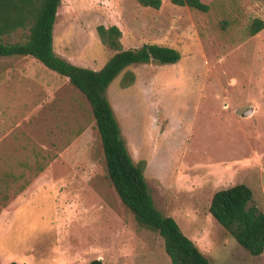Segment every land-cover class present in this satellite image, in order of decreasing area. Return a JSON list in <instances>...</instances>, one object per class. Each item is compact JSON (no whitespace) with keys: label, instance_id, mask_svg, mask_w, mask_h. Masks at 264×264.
Listing matches in <instances>:
<instances>
[{"label":"rangeland","instance_id":"374dc122","mask_svg":"<svg viewBox=\"0 0 264 264\" xmlns=\"http://www.w3.org/2000/svg\"><path fill=\"white\" fill-rule=\"evenodd\" d=\"M61 0L54 52L99 69L114 53L98 25H117L124 48H176L173 64H135L132 85L108 97L157 208L212 264H264L209 213L213 193L237 183L264 213V0H202L207 12L161 0ZM18 29L5 41L23 40ZM252 109L245 114V111ZM171 264L162 238L141 226L110 182L86 97L31 56L0 57V264Z\"/></svg>","mask_w":264,"mask_h":264},{"label":"trees","instance_id":"16d2710c","mask_svg":"<svg viewBox=\"0 0 264 264\" xmlns=\"http://www.w3.org/2000/svg\"><path fill=\"white\" fill-rule=\"evenodd\" d=\"M139 5L160 8L161 0H135ZM175 6H186L207 12L211 4L202 0H170ZM61 0H0V57L31 56L67 80L87 99L101 140L107 176L121 202L133 213L138 224L162 238L171 264H212L199 247L181 230L176 220L160 211L147 184L146 160L134 162L122 136L121 127L108 97L111 82L122 74L120 85L126 88L135 81L129 69L135 64H173L180 52L171 46L143 43L124 48L121 30L115 24L98 25L100 42L114 53L99 69L73 64L53 49V27ZM264 27V20L254 18L249 34ZM18 29H28L23 40L5 41ZM253 203L252 189L245 183L216 190L210 200L209 213L252 255L264 251V213ZM7 264H20L11 261ZM88 264H103L95 258Z\"/></svg>","mask_w":264,"mask_h":264},{"label":"water","instance_id":"95a60500","mask_svg":"<svg viewBox=\"0 0 264 264\" xmlns=\"http://www.w3.org/2000/svg\"><path fill=\"white\" fill-rule=\"evenodd\" d=\"M251 111H252V109H248L247 111H245V114H247V113H249Z\"/></svg>","mask_w":264,"mask_h":264},{"label":"crops","instance_id":"0c3cea01","mask_svg":"<svg viewBox=\"0 0 264 264\" xmlns=\"http://www.w3.org/2000/svg\"><path fill=\"white\" fill-rule=\"evenodd\" d=\"M154 199V198H153ZM155 202V201H154Z\"/></svg>","mask_w":264,"mask_h":264}]
</instances>
